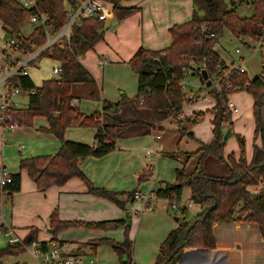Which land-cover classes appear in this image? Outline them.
<instances>
[{"label":"trees","instance_id":"trees-1","mask_svg":"<svg viewBox=\"0 0 264 264\" xmlns=\"http://www.w3.org/2000/svg\"><path fill=\"white\" fill-rule=\"evenodd\" d=\"M75 1L77 0H40L38 8L48 15L49 25L58 32L67 21V4ZM105 1L112 5L114 18L119 21L139 11V8L121 6L124 0ZM194 3L192 20L170 29L173 41L168 48L160 51L141 48L129 62L132 70L138 75V91L132 101L134 113L138 114L141 109H148L158 125L169 119L179 120L178 129L182 136L189 134L203 119L202 113L192 119L181 118L186 100L182 83L186 80L184 74L193 68L192 63L198 67L197 77L202 82L204 80L201 72L207 70L213 85L215 76L219 78L218 82L221 85L220 90L214 87L207 88L208 95L215 101L211 142L202 144L196 152L178 151L170 154V158L177 160L180 159L179 153L183 154L185 158L182 162L183 167L176 171L177 179L174 184H164L155 192L157 199L169 200L168 210H171L173 201L176 199L180 202L183 189L187 186L191 190L192 202L200 205L202 211L197 216L189 218L188 209L179 208L184 219L163 241L154 264H177L187 248L215 249L216 223L254 224L264 238V186L258 193H253L249 189L264 182V69L260 76L250 80L247 73L241 74L236 70H230L215 48L225 30L239 39L264 37V0H254V14L249 18L239 17L235 10L227 8L223 0H194ZM198 5L203 6L205 10L203 17H199L196 12ZM32 14L34 10L24 8L18 0H0V23L3 30L25 47L31 44L41 45L45 41L41 28L32 30L28 35L24 34V28ZM105 23L98 20H83L73 27L70 43L54 46L53 59L63 67L59 83L48 80L41 87H36L30 77L19 78L15 84L18 83L22 92L30 94L29 103L27 108L15 109L13 115L20 127H32L34 118L44 117L48 127L41 130L61 142V147L55 155L27 158L20 163L21 170L27 172L39 191H45L53 185L63 186L72 178H80L85 182L89 194L105 198L124 208L126 202L120 199L121 194L96 188L85 177L81 163L88 158H103L115 151L118 148L116 140L137 122L130 120L122 122L115 119L117 126L103 124L102 117L119 113L123 101L104 102L101 113L89 116L79 109L75 103L79 98L73 95L75 84L95 83L94 77L81 62V57L104 40L102 31ZM193 75L196 77L194 73ZM229 84L232 87L244 88L254 99L255 139L259 135L262 145H254L250 161L246 157L244 140L239 135V159L237 160L233 154L227 159L224 157L226 143L222 142L225 126L232 127V114L228 106L232 88L227 87ZM123 97L126 99L125 95ZM186 102L189 104L190 101ZM72 127L95 129L94 143L88 145L67 141L65 132ZM156 127L155 125L154 130ZM211 157L227 166L228 176L218 177L206 173L205 162ZM193 160L196 166L189 171L188 166ZM151 168L153 170V166ZM11 177L12 183L4 186L0 184V198L5 195L12 197L20 192L21 173ZM148 177L150 175L143 172L139 176V181H144ZM134 193L128 194V199L132 202ZM110 224L125 226L123 242L104 239L87 243L86 247L96 250L99 245L107 244L113 248L121 264H138L133 257L134 244L128 236L130 225L126 220L96 223L65 222L59 219L58 212L55 211L50 219V232L56 237L62 230L69 228L101 229ZM36 236L37 232L33 230L24 241L16 245L9 244L2 254L13 255L26 251L37 242ZM48 244L41 243L43 248Z\"/></svg>","mask_w":264,"mask_h":264},{"label":"rangeland","instance_id":"rangeland-1","mask_svg":"<svg viewBox=\"0 0 264 264\" xmlns=\"http://www.w3.org/2000/svg\"><path fill=\"white\" fill-rule=\"evenodd\" d=\"M177 1L178 0H158L155 2L154 0H124L121 3V6L139 8L138 12L128 17L131 21H127L128 18L123 19L120 21V24L115 27L110 26L111 20L106 21L102 31L105 37L104 41L98 43L93 50L87 52L81 57V62L85 64L86 68H88L87 70L91 74L95 75L97 79L95 83L75 84L73 87V95L79 98L78 107L84 114L90 116L95 113H101L106 100L112 103L123 101L122 110L117 114L111 113L108 117L104 115L102 117V123L105 124L104 122H106L111 126H117V123L114 121L115 119L118 121L127 122L136 118V114L133 111L134 103L132 102L137 95L136 74L128 64L129 62L118 63L114 62L116 60L113 59L126 60L132 55V53H134L133 51L135 49L138 50L139 48L160 51L168 46L167 43H164L165 37L169 36L167 31L169 27L168 25L173 23L172 26H175L181 25V23H183L169 22V24H165L168 13L173 9L172 5H178ZM179 1H183L184 7L189 9V3L191 0ZM223 1L229 10H235L237 15L241 18H249L254 14V0ZM196 12L199 17H203L205 15V10L201 5H198V7L196 6ZM184 15H186V12ZM32 29L33 27L27 24L24 28V34H30ZM6 38H8V35L3 30L0 23V43ZM246 42H249L248 38L239 39L235 37L230 31L225 30L223 36L219 39V42L215 48L219 55L222 58H225L228 63L232 62L233 59L236 60L237 63L242 62L240 61L241 58L246 59V62H242L240 64L246 69L250 80H254L260 76L263 70L261 66V54L257 53L252 56L245 45ZM107 46L110 47L109 49H111V53H108V56L100 58L99 55L101 52H103V50H107ZM238 49L241 51L240 54L236 53ZM101 59L105 61L103 67H100L98 63L99 61H102ZM56 65V62L52 60H44L41 64V69H33L30 71L29 77L32 79L36 87H41L45 81L51 80V69ZM192 65L193 68L188 72V76L186 78L188 89L185 91V93L187 96L193 95L195 100L190 101L189 104H187L188 102L185 100L181 118L184 120L186 118H196V115L202 113L203 119L197 124H200V131H195V127L197 126L195 125L191 130L196 132L194 136H191L190 134L182 136L178 129L180 126L178 123L179 120L177 121L175 119H169L161 123V125H158L150 110L141 109L138 114V118L135 120H139L145 124L142 127L144 130L149 128L154 130L155 125L157 126L155 128L156 130H154L152 134L148 131H143V133L138 135H129L124 137L120 136L116 140L118 148L111 152L108 157V160L110 161H120V165L116 164V167L126 169L123 173L113 179L115 183L114 185L117 184L116 190H119L118 192L123 194L120 196L123 199L126 197L127 193L135 191L148 193L152 190L156 191L164 184H174L176 182V171L177 169L182 168V162L181 160L170 158L169 155L178 151L184 153L196 152L202 147L201 141H203V143L210 142L209 140L212 127L211 120L213 115L212 109L214 107H212V104L214 105L215 101L208 95L209 90L207 89L208 87L206 86V82H202V80L197 77L198 67L193 63ZM193 73L196 75V77L193 75ZM218 79L219 78L215 76L213 80L215 83H217ZM213 86L214 85H212V88ZM236 94H238V96L234 98ZM29 95L30 94L27 92L20 93V96L15 99L18 108L28 107ZM123 95L126 96V99H123ZM234 99L237 103L239 112L237 113L230 110L232 114V127L226 125L225 132L228 129H231L232 131L235 130L236 134L227 141V144L224 147V154L230 155L231 153H235L237 156L240 153L238 135L241 134L239 136H241L244 140L246 157L248 159L250 154H252L253 149L251 134L254 131V126H256L253 110L254 99L253 96L246 90L241 92L232 91L229 96V102L234 101ZM200 100L201 103L196 107V110L202 109V111H195L193 114L188 115L186 111L189 110L190 107H193V105L198 103ZM75 103L77 104V101ZM47 124L48 123L44 117H36L33 120L32 127L22 126L15 132L4 133V141L1 140L2 142L0 146V163L2 160L3 164L8 170H15L16 172L14 173H17L22 172L20 163L23 159L33 156L54 155L55 152L50 150V146H46V140L41 139L40 137L35 138L37 134L44 132L41 129L46 127ZM78 130L81 129L77 127L69 129L67 131V135L69 136L71 134H75V132ZM83 130H85V132H92L91 130L95 129L83 128ZM132 131H130V133ZM158 135L161 136V140H156V136ZM259 137L260 136L258 135L255 141L259 140ZM41 147L43 152H40ZM154 147L157 148V154L154 152L152 158L149 159L146 154H148V152H152V148ZM121 148L122 150L119 151ZM123 148L130 149L132 152L129 155L130 160L135 161L136 164L134 163L130 166H127V159L125 157L127 153L124 152ZM179 157L183 161L185 160L183 154L179 153ZM152 160H155L153 164H151ZM142 161L144 164H142ZM152 165L153 170L151 168ZM140 166H143V168ZM195 166L196 162L193 160L189 164L188 170H193ZM205 171L207 174L212 176L229 175L227 166L225 164H221L218 160L212 157L205 162ZM143 172H147L150 177L144 181H139V176ZM1 178L2 174L0 164V180ZM112 187L114 188V186ZM249 189L253 191L251 188ZM188 191H190L189 187L185 186L181 200L179 202L182 205L181 208H183V204L188 206L189 199L191 198L188 196ZM4 198L5 199L3 203L8 206L11 205L10 201H8V196L5 195ZM102 199L106 200L107 203L111 205V207L115 208L110 214V217L123 218L130 225L128 236L134 244V258L137 252L143 253L144 251H147L151 248L152 244L150 243V239H152L151 236L153 234H158L161 230L167 227V225H172V230H175L184 219V215L181 211L172 209L168 211L163 210L164 204H167L169 208L170 202L168 199L158 198L155 200L152 204L153 210L145 209L142 203L134 202H129L128 204L126 203L127 205L124 208H120L115 203L105 198ZM6 207L7 206L3 207L4 216ZM187 211L189 218H192L198 215L197 212H199V208L196 206L191 208L189 207ZM3 215L0 212V226L3 222L1 219L3 218ZM176 218H180V222H177ZM111 225H114V228H109ZM83 228L99 232L103 231V233L106 234L104 237H111L115 241H117V237H120L121 242L125 240V226L122 224H110L107 227L101 229H90L86 227ZM65 233L67 234V237H69L67 240H70L66 243L77 249V246L71 243V238L80 239V237L82 238L83 233L77 228H69ZM42 237L43 234H41L40 238ZM94 241L97 240H93L91 242ZM1 244L4 248H7L9 244V238L5 235L4 231L3 233L0 232V245ZM102 246H104L103 248L114 252L110 245L106 244ZM83 248H85V252L87 253L95 252L93 248L86 247V245ZM93 255L95 258L97 257L95 253ZM3 257L6 258V256ZM23 258L30 262H37L38 264V261L35 260L32 247L27 248ZM118 262L121 264L119 257Z\"/></svg>","mask_w":264,"mask_h":264},{"label":"crops","instance_id":"crops-1","mask_svg":"<svg viewBox=\"0 0 264 264\" xmlns=\"http://www.w3.org/2000/svg\"><path fill=\"white\" fill-rule=\"evenodd\" d=\"M154 1L157 2L158 0H154ZM108 4L112 7L110 3ZM177 4L178 5H172L173 9L170 10V12L168 13V17H167L165 24H169V22L170 23L171 22H183L181 23L182 25L192 20L193 14H194V8H195L194 0H191V2L189 3V9H186L184 7L183 1L178 0ZM182 10H185V11H182ZM185 12H186V15H184ZM129 20L130 18L127 19V21ZM119 24H120V21H119ZM172 24L168 25L169 27L167 31H168L169 36L165 37V42H164V43H167L168 46H166L164 49L168 48L172 44V41H173L171 34H170V29L174 26V25L172 26ZM109 48L110 47L107 46L106 47L107 50H103V52H101L99 57L101 58L104 56H108V53L109 54L111 53V49ZM138 50L135 49L133 51L134 53H132V55L126 60H120V59H113V60H116L114 62H118V63L120 62L128 63L130 62V60L133 58V56ZM147 50H152V49H147ZM223 60L227 62L225 58H223ZM83 65L85 66V64ZM92 76L94 77L96 81L97 77L93 74ZM136 78H137V91H138V75L137 74H136ZM236 96H238V94H236L234 98ZM78 102L79 100L77 101V104ZM106 102H109V101L106 100ZM233 102L237 106L235 99ZM200 103H201V100L195 105H193V107H190L189 110L186 111V113L190 115V114H193V112L195 111L197 112L202 111V109L196 110V107ZM213 106H215V103L214 105L212 104V107ZM138 114H136L135 119L138 118L139 116ZM263 115H264V112H263ZM135 119L132 121H136L137 123L132 124L128 128V130L124 132L121 136L124 137V136H129V135H138V134L143 133V131H148L151 134L153 133L154 130H150V131L149 129L144 130V128H142L144 126L143 124H141L142 122L139 120H135ZM212 120H213V115H212ZM104 123L108 124L106 122ZM199 126L200 124L195 127V131L196 130L200 131ZM47 127H48V124L44 128H47ZM72 128H76V127H72ZM72 128H69V129H72ZM77 128H80L81 130H78L77 132H75V134H71L69 136L67 135V131L69 129H67L65 132V139L67 141L73 140L72 142L77 141L78 143L92 145L95 141L96 131L91 130L92 132H85V130H83L82 127H77ZM255 128L256 126H254V131L251 134L253 148H254V145L256 144L259 146L262 145L261 137H259V140L255 141V130H256ZM212 129H213V125L211 127V136L209 140L210 142L213 137ZM130 131L132 132L130 133ZM233 132L235 135L236 134L235 130ZM195 133L196 132H194V135ZM3 135H4V132L2 128L0 127V146H1V142L4 141ZM39 137L47 141L46 146L49 145L51 148L50 150H53L55 154L59 151L61 147V142L56 137H54L53 135L51 136V134H48V133L46 134L44 132L39 133L35 136V138H39ZM156 140H157V136H156ZM159 140H161V136ZM201 143L209 144L208 142L203 143V141H201ZM42 150L43 149L41 147L40 152H43ZM121 150L122 148L119 151ZM123 150L125 153H127V155L125 156L127 159V162H126L127 166L134 164L135 161L130 160L129 155L132 153L130 149L123 148ZM155 153L157 154V151ZM41 154H44V153H41ZM231 154H233L237 160L240 157V153L237 156L235 153H231ZM152 155L153 153L151 154L150 158L149 157L148 158L151 159ZM49 156H53V155H49ZM35 157H39V156H35ZM108 157L109 155L101 159H98V158L87 159L81 163V170L84 173L85 177L96 188L106 189V190L109 189V191L113 190L111 192L123 195L122 193L118 192L119 190H116L117 184L114 185L115 183L113 179L116 176H119L121 173H123L126 169L116 167L115 166L116 164L120 165V161H113V160L110 161L108 160L109 159ZM224 157L227 159L229 155L224 154ZM252 157H253V149H252V154H250V157L248 158V160L250 161ZM179 160L183 162L181 158ZM154 162L155 160L154 161L152 160L151 164H153ZM0 164H1V174L4 170H7L11 175L21 173V177H22V184H21L20 192L15 193L12 197L8 196V201H10L11 205L8 206L3 203L5 196L0 198V209H1L0 212L2 213V215H3V207L7 206L5 209V216L3 215V218H1L3 220L0 226L1 233H3V231L5 232L7 230H12L14 232V236L17 237L22 242L34 230L35 232H37L36 241L38 244H41L44 242L48 244L52 242L53 240L61 241V242L62 241L68 242L70 240H67V238L69 237H67V234L65 233L67 229L62 230L56 237H54V235L50 232V219L55 211L58 212L59 219L65 222H68V221L69 222L70 221L113 222V221L124 220L123 218H120V217H110V214L112 213V211H114L113 209L115 208L111 207V205H109L106 200L89 194L85 182H83V180L81 181V179L79 178H72L63 186L53 185L45 191H39L37 189L35 182L29 177L26 171L14 173L16 171L15 170L12 171L10 169L8 170L7 167H5V165L3 164L2 160ZM142 164H144L143 161H142ZM140 167L143 168V166H140ZM182 167H183V164H182ZM218 177H226V176H218ZM176 179H177V176H176ZM112 186H114V188ZM260 186L263 187L264 182L260 183ZM159 189L160 187L156 191H158ZM251 189L253 190V188ZM156 191L152 190V192L154 193ZM128 194L130 193L126 194V197H125L126 199L125 198L123 199L122 197H120V199L126 202L127 204L129 202L133 203L131 199H128ZM188 196L189 198L191 197V190L188 191ZM190 201H191V198L189 199V202ZM189 202H188V206L186 204H183V207H186L187 209H189V207L191 208V207L196 206L197 208H199V212H197V214H199L202 211V207L200 205L194 203L192 206H189ZM181 207L182 205L180 204L179 208ZM163 210L168 211L167 204L163 205ZM177 210L179 211V209H176V211ZM179 220L177 222H179ZM109 228H114V225L109 226ZM172 228H173L172 225L170 226L167 225V227L161 230L158 234H153L151 236L152 239H150V243L152 244L151 248L147 251H144L143 253L137 252L134 258L135 262H137L138 264H154L156 261L160 246L163 243V241L167 238V236L174 230V229L172 230ZM77 229H79L83 233L82 238L81 237L80 239L71 238V243L75 244L77 246V249L82 250L83 252L86 251L85 248H83L85 247V244L91 243V241L93 240H101V239L102 240L103 239L114 240L111 237H104L106 234L103 233V231H100V232L93 231L89 229H84L83 227H80ZM41 234H43L42 238H40ZM214 234H215V238L217 242L215 249L187 248L184 250L177 264H264V238L259 228L256 225L240 224V223H233V224L216 223L214 225ZM73 240H78V241H73ZM116 240L119 242L121 239L120 237H117ZM102 245H106V244L99 245L94 252L95 255H97L96 264H120L118 262V256L111 250H107L103 248L104 246ZM8 247H9V244H8ZM7 248H4L2 244L0 245V264H37V262H30L23 258L24 253L26 251L18 253V254H13V255H9V254L3 255L2 251L6 250ZM3 256H6V258H4ZM35 260L38 261V264H41L40 260L36 256H35Z\"/></svg>","mask_w":264,"mask_h":264},{"label":"built area","instance_id":"built-area-1","mask_svg":"<svg viewBox=\"0 0 264 264\" xmlns=\"http://www.w3.org/2000/svg\"><path fill=\"white\" fill-rule=\"evenodd\" d=\"M39 1L40 0H18L24 8L34 10V14L29 18L28 24L33 27L32 30L38 28L43 30L45 36L44 43L41 45L31 44L29 47H25L10 35L0 43V127L4 133H12L20 128L19 123L14 118L13 111L18 108L15 99L20 96L22 91L18 83L15 84V82L19 78L29 77L31 70L41 69V64L44 60H52L56 62L57 65L51 69V80L59 83L62 79L63 67L59 62L53 59L54 46L56 44L64 45L65 43H70L73 27L83 20L106 22L114 18L113 9L105 0H77L67 4V21L58 32H55L54 28L49 25L48 15L39 10ZM248 39L249 42H246L245 45L249 53L252 56L257 53L261 54V66L264 69V37ZM236 53L240 54L241 51L238 49ZM240 61L246 62V59L241 58ZM104 63V60L100 61V67H103ZM240 63H237V61L233 59L230 63L226 62V65L230 70H236L241 74L247 73L246 69ZM184 75L187 78L188 73ZM187 87L186 80H184L182 83L184 92L187 91ZM213 87L221 89L220 82L215 83ZM227 87L229 89L232 88L234 92L244 91V88L240 86L232 87V85L229 84ZM186 100L193 101L195 97L193 95H186ZM228 106L230 110L238 112L237 106L233 101H230ZM159 139L160 136H157V140ZM156 149V147L152 148V152H148L147 157L150 158L151 154L156 152ZM10 183H12L11 174L7 170H4L2 172L0 184L4 186ZM261 188L262 187L258 185L253 188L252 192L258 193ZM133 199L134 203H142L145 209L153 210L152 204L157 200V197L152 191L148 193L135 191ZM193 204L191 200L189 206ZM171 207L173 210L179 209L180 203L175 199ZM5 235L9 238L10 245H16L21 242V240L14 236L12 230L5 231ZM31 247L41 264H96L94 253L83 252L82 250L71 247V245L66 242L52 241L46 248H43L41 244L35 242Z\"/></svg>","mask_w":264,"mask_h":264},{"label":"water","instance_id":"water-1","mask_svg":"<svg viewBox=\"0 0 264 264\" xmlns=\"http://www.w3.org/2000/svg\"><path fill=\"white\" fill-rule=\"evenodd\" d=\"M118 24H119V20L116 19V18H113V19L111 20V24H110V26H111V27H115V26H117ZM18 38H20V35L18 36ZM201 74H202V78H203V80L206 82V86H207L208 88L212 87L213 82H212V80L209 78V74H208L207 70H202ZM189 134H190L191 136H193V135H194V132L191 131ZM233 136H234V132H233L231 129H228V130L225 132V134H224L223 142H222V143H226V142H227L231 137H233ZM178 220H179V218H176V221H178Z\"/></svg>","mask_w":264,"mask_h":264}]
</instances>
